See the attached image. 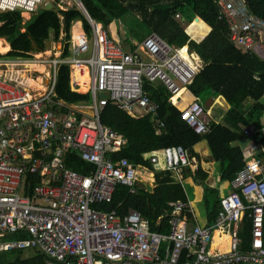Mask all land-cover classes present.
I'll return each instance as SVG.
<instances>
[{
  "label": "built area",
  "instance_id": "1",
  "mask_svg": "<svg viewBox=\"0 0 264 264\" xmlns=\"http://www.w3.org/2000/svg\"><path fill=\"white\" fill-rule=\"evenodd\" d=\"M48 3L57 12L79 10L89 30L73 22L68 39L62 33L60 40L65 39L54 51L0 59V253L37 250L46 257L45 264H264V163L256 156L245 158L213 223L205 227L188 223L193 217L188 219L183 210L192 209L185 202L170 203L173 219L167 233L150 230L137 210L119 213L97 207L112 201L118 185L135 194L137 182H148L125 158L113 159L111 154L126 140L101 123L105 106L136 118L155 115L157 105L144 85L162 82L170 103L176 104L199 66L188 59L191 54L182 55L153 32L140 43L149 62L124 51L113 25L107 30L90 18L80 0H0V12L29 17ZM217 4L231 44L264 59V20L249 11L246 0ZM31 65L42 66V72ZM61 66H69L71 85H83L89 99L69 103L57 96ZM33 73L41 76L36 86L29 83ZM179 116L194 133L209 132L198 100L192 99ZM255 132L252 125L244 128L247 136ZM70 153L88 164L84 173L67 167ZM161 155V168L176 171L178 179L179 166L191 164L182 146H168L148 156L155 170ZM245 214L251 223L248 248L240 237ZM215 231L227 237L223 249L219 243L212 249ZM17 234L21 236L15 238Z\"/></svg>",
  "mask_w": 264,
  "mask_h": 264
},
{
  "label": "trees",
  "instance_id": "2",
  "mask_svg": "<svg viewBox=\"0 0 264 264\" xmlns=\"http://www.w3.org/2000/svg\"><path fill=\"white\" fill-rule=\"evenodd\" d=\"M80 1L90 18L101 23L107 30L114 25L115 20L119 23L125 15L130 14L137 21L136 25L149 32H155L168 43L177 46L187 44L189 51L196 52L205 64L184 90L191 92L194 98L198 99L222 96L230 105L221 121H211L209 132L205 135L195 134L181 120L177 109L167 102L169 94L160 85L153 87L145 84L143 89L151 100L160 106L157 116L163 121L161 129L153 128L148 116L134 119L115 106H105L100 118L101 123L126 139V144L111 154L113 159L125 158L134 167L137 166L138 171L146 168L153 173L154 181L150 190L143 181L137 182L135 194L128 193L127 187L118 185L112 201L97 207L105 211L115 209L119 213H125L128 209L137 210L149 223L150 230L167 233L170 220L173 219V207L170 203L185 202L188 203L189 209H192L182 187V179L191 177L195 183L203 185L206 223L201 227L211 225L221 209L222 197H219V191L222 184L231 191L236 174L245 166V158L251 153L264 163V123L261 120L264 105L260 102L264 97V59L243 53L231 44L228 40L227 24L218 19V0ZM246 5L252 14L264 20V0H246ZM176 14L183 18L181 22L175 19ZM196 17L201 20H194ZM76 21L82 22L85 31L89 30L84 15L76 9L59 12L55 9H41L24 23L19 11L0 12V38H4L9 45V50L3 55L4 59L27 58L31 52L44 51L46 42H56L61 30L68 39L71 25ZM180 23H190L186 26V32L197 41L208 35L196 43L189 39ZM55 88L57 96L66 102L74 103L88 99V95L70 90L68 68L65 66L59 68ZM78 90L85 91V88L80 86ZM249 125L256 129L254 137L244 133V128ZM255 137L258 138L257 145L261 147L257 151L253 150L255 144H251ZM202 141L206 143L210 153L208 161L219 165L218 186L211 187L207 184L208 172L199 163L201 159L195 146ZM178 145L187 151L189 158L195 159L196 164L180 165V179L177 178L176 171L163 169L156 172V165L149 162L148 155L161 152L165 147ZM66 165L79 173H84L88 167L75 153L67 155ZM29 178L34 179L33 176ZM32 184H35V179ZM183 214H186L188 219L193 217L189 224H197L193 211L185 209ZM243 225V248H248L251 223L247 214ZM18 236L21 234L15 235V238ZM33 251L34 254L30 257H22L24 251L0 253V264H45L46 257L37 250Z\"/></svg>",
  "mask_w": 264,
  "mask_h": 264
},
{
  "label": "rangeland",
  "instance_id": "3",
  "mask_svg": "<svg viewBox=\"0 0 264 264\" xmlns=\"http://www.w3.org/2000/svg\"><path fill=\"white\" fill-rule=\"evenodd\" d=\"M41 6L38 7V9L36 10V12H38L39 10H41ZM23 19V18H22ZM76 22H81V21H76ZM137 21L130 15L127 14L123 17V20H119V24L120 27H118V29L116 27H113V33L115 35V33H117V35L119 36L120 41L128 46L131 41H134L136 43H139L140 41H142L148 34L149 31L145 30L142 26L140 25H136ZM182 25V27H184L187 23H180ZM75 30V28H74ZM117 30V31H116ZM115 38H118L116 35L114 36ZM50 45H51V49L55 46H57L58 42H53V41H49ZM50 49V50H51ZM48 50V51H50ZM7 51H3L0 52L1 54H5ZM2 56V55H1ZM4 58L3 56L0 57L1 60H5L2 59ZM7 69V68H5ZM38 87H40L38 85ZM99 96H101V93L98 92L97 93V98H99ZM212 97H206V98H200V103L206 108V109H210V114L209 117L213 118L212 116H215L216 113H223L225 114V112H223L224 110V100L220 97L217 100V104H213L211 106ZM260 102L264 105V97L260 100ZM223 105V106H222ZM221 106V107H219ZM212 115V116H210ZM262 122H264V113L262 115L261 118ZM258 142V138L255 137L254 140L251 142V144H255V148L253 149L254 151L259 150L261 147H259V143ZM249 144V146L251 145ZM196 147V152L197 153H203L207 156H209V153L207 151V148L204 144V142L202 141L201 143H199L198 145L195 146ZM160 160H161V164L163 163V159H162V155L160 156ZM207 161L204 160V162ZM198 162V161H197ZM199 163L202 165V168L205 169V171H208V180H207V184L209 186L212 187V185H217L218 186V177H219V165L218 163L212 162L211 164H207V163H203L202 160L199 161ZM146 171H143L142 169H140L139 175L144 177L146 176ZM148 183V182H146ZM150 186L153 187V182L150 181ZM182 187L183 190L187 196V199L189 200V202L191 203V208L192 211L194 213V216L196 218L197 224L200 226H204L206 223V211H205V206H204V202H203V185L199 184V183H195L193 181V179L191 177H187V178H183L182 179ZM229 191V187H227L225 184H222L221 189H220V194L219 197H223L225 196ZM227 242L224 243H220L219 246H225ZM34 254L33 250H26L23 252L22 257H30ZM4 261V260H3Z\"/></svg>",
  "mask_w": 264,
  "mask_h": 264
},
{
  "label": "crops",
  "instance_id": "4",
  "mask_svg": "<svg viewBox=\"0 0 264 264\" xmlns=\"http://www.w3.org/2000/svg\"><path fill=\"white\" fill-rule=\"evenodd\" d=\"M52 10V9H51ZM197 18V17H196ZM195 18V19H196ZM178 19H180L181 20V17L179 16V18ZM183 19V18H182ZM77 30V29H76ZM210 30H211V28H210ZM192 38V37H191ZM120 41V40H119ZM49 43V41H47L46 42V45ZM120 43V46L122 47V49L124 50V51H128L129 53H134V54H139L140 56H142V60L143 61H146V62H149L150 61V59L148 58V57H146L145 56V54L141 51V48H140V43H141V41L139 42V43H136V42H134V41H131V43L128 45V46H126V45H124L121 41L119 42ZM46 45H45V49H47L46 48ZM0 46H3L4 48H6V50L5 51H8L9 50V45H8V43L5 41V39L4 38H0ZM186 46V45H185ZM185 48V47H184ZM0 52H3V51H0ZM7 53V52H6ZM5 53V54H6ZM2 56L4 55V54H1ZM185 58H187V57H185ZM194 58V59H193ZM2 59H4V58H2ZM15 59V58H14ZM17 59V58H16ZM190 61H192V63H194V64H196V65H198L199 66V71L197 72V74L202 70V68H203V66H204V61L201 59V57L196 53V52H194V51H192V53H191V55L189 56V58H188ZM31 69L34 71V72H42V70H43V67L42 66H38V65H31ZM30 70V69H29ZM37 70V71H36ZM196 74V75H197ZM29 75V81H34L35 83H33V84H31L30 82V84L31 85H37L38 83H39V81H41L40 79H41V76H38L37 74H35V73H33V75L32 74H28ZM31 78V79H30ZM84 80H85V78H83ZM86 81V80H85ZM149 86H153V87H155V86H158V85H160V86H163L164 87V85L162 84V82H160V81H157V82H155V83H152V84H148ZM69 87H70V90L72 91V92H75V93H78V94H83L85 91H79L78 90V88L80 87V86H78L77 88H74L72 85H71V83H69ZM82 87H83V85H82ZM74 89V90H73ZM164 89L167 91V89L164 87ZM167 93L169 94V92L167 91ZM182 93H183V95L184 96H182V97H178L177 99H178V102L176 103V104H172V103H170V98L168 97L167 98V102L173 107V108H175V109H177V111H178V113H179V115H180V111L183 109V108H185V106H187V104L192 100V99H197L198 101H199V99L198 98H194V96L191 94V92H189V91H186V94H184V92L182 91ZM210 97H212V96H210ZM222 98V96H218L217 98L215 97H212L211 98V100H212V103H211V106L213 105V104H217V100H218V98ZM223 99V98H222ZM224 100V99H223ZM77 102H80V101H77ZM200 102V101H199ZM154 103H156L155 101H154ZM224 110H223V112H225L226 110H228L229 108H230V105L224 100ZM156 105H157V109H156V112H155V115H149V114H147V115H143V117L144 116H148L149 118H150V122H151V124H152V126H153V128H155V129H161V127L163 126V121L160 119V118H158V113H159V109H160V106L156 103ZM223 106V105H222ZM204 107V106H203ZM219 107H221V106H219ZM222 108V107H221ZM210 114V113H209ZM209 114H207V119L209 120V123H211L210 122V120L212 119L213 121H215V122H219V121H221V118H222V116L224 115L223 113H216L215 114V116H212V115H210V116H212L213 118H210L209 117ZM157 120L159 121V123L157 122ZM160 123H162V125L160 126L159 124ZM264 123V122H263ZM196 134V133H195ZM197 135H199V134H197ZM201 143V142H200ZM199 144V143H198ZM197 144V145H198ZM204 144H205V146H206V143L204 142ZM206 148H207V146H206ZM195 149H196V147H195ZM207 151H208V153H209V150H208V148H207ZM187 152V151H186ZM151 154V153H150ZM210 154V153H209ZM198 155H199V157H200V159L202 160V162L203 163H207V164H211L212 162H214V161H208L209 160V156H207V155H205V154H203V153H198ZM250 155H254V154H250ZM149 156V155H148ZM207 159V162H204V160H206ZM161 161V160H160ZM190 161H191V163H195L196 164V162H195V159L193 158V157H191L190 158ZM216 163V162H215ZM161 167H163V165L161 164V163H159V166H157V170H155L156 172H159V171H162L163 169L161 168ZM208 172V171H207ZM208 174H209V172H208ZM174 177V176H173ZM143 179H145V180H147L148 181V183H147V188H148V190H150L152 187L150 186V181L151 182H153L154 181V177H153V173L152 172H150L149 171V173H146V176H144V177H142ZM182 178V177H181ZM208 180V179H207ZM213 186V185H212ZM216 217V216H215ZM214 221V220H213ZM213 221H212V223H213ZM243 228H244V225H241V232L243 231ZM241 232H240V237H241V239H242V244H244V241H243V238H242V236H241ZM220 232L218 231H215V233H214V235H213V240H215V242H214V244H212V249L214 250V245H216L217 243H224V242H227V237L225 236V235H220L219 234ZM215 234H216V236H217V239H215ZM225 238V239H224ZM249 242V241H248ZM224 248V246H221V248L220 249H223Z\"/></svg>",
  "mask_w": 264,
  "mask_h": 264
},
{
  "label": "clouds",
  "instance_id": "5",
  "mask_svg": "<svg viewBox=\"0 0 264 264\" xmlns=\"http://www.w3.org/2000/svg\"><path fill=\"white\" fill-rule=\"evenodd\" d=\"M43 9V8H42ZM51 9L53 10V9H55V8H52L51 7ZM56 10V9H55ZM4 12H6V11H4ZM35 13H36V11H35ZM35 13H33V14H31L29 17L26 15V14H21L20 13V15H21V17L23 18V23L24 22H26V21H28L29 19H30V17L32 16V15H34ZM59 16H61L60 14H59ZM60 18V17H59ZM179 18V15L178 14H176L175 15V19L177 20V21H182V18H181V20L180 19H178ZM198 18V17H197ZM60 19H62V17L60 18ZM198 19H200V18H198ZM194 20H196V19H194ZM201 20V19H200ZM204 22V21H203ZM205 23V22H204ZM81 24H82V22H81ZM190 23H188V24H186L185 26H184V32L186 33V35L189 37V39H191V40H193V41H195L196 43H199V42H201L207 35H205L204 37H202L201 39H199L198 41L197 40H195V39H193V38H191V35L190 34H188L187 32H186V26L187 25H189ZM206 24V23H205ZM78 26H79V24H77ZM77 25H75V29H77ZM83 25V24H82ZM207 25V24H206ZM113 27H116V25H113L112 26V29H113ZM117 29H118V27H116ZM117 31V30H116ZM210 32V31H209ZM208 32V33H209ZM62 33H64L62 30L60 31V34H59V37H58V40L56 41V42H58L57 43V46L59 47V45H61L63 42V40L65 39V38H63L62 40H60V36H61V34ZM149 33H151V32H149ZM153 33H155V32H153ZM115 35L118 37V39L117 40H120L119 39V36L117 35V33H115ZM114 35V36H115ZM163 41H165L169 46H173V47H175L176 48V50H179L180 52H181V54L182 55H189V54H191L192 53V51H189V48H188V45L187 44H185V45H183V46H177V45H174V44H170V43H168L166 40H164V39H162ZM49 44H50V42H49ZM56 46V47H57ZM185 47V48H184ZM54 48H55V46L51 49V45H50V48L49 49H45L44 51H38V52H31L30 53V55L27 57V58H30L33 54H39V53H42V54H45L46 52H49L48 50H50V51H54ZM184 55V56H185ZM65 67H67L68 68V73H69V83H70V69H69V66H65ZM191 83V82H190ZM189 83V84H190ZM163 84V83H162ZM188 84V85H189ZM164 85V84H163ZM188 85H186V86H184V89H185V87H187ZM165 87V86H164ZM85 88V87H84ZM85 91H86V89H85ZM183 92H184V94H186V90H183ZM84 94H86V95H88V99H89V94H87V93H83L82 95H84ZM183 94V93H182ZM184 96V95H183ZM169 97H170V94H169ZM197 100V99H196ZM84 101V100H83ZM86 101V100H85ZM199 102V101H198ZM199 104H200V102H199ZM108 105H111V104H108ZM201 105V104H200ZM113 106V105H112ZM202 107H203V105H201ZM117 108V107H116ZM203 109L205 110V112H206V114H209L210 113V109L208 110V109H206L205 107H203ZM119 110H121V109H119ZM122 111H124V110H122ZM124 112H126V111H124ZM126 114L127 115H129V116H131L132 118H134V119H139V118H136V117H134L133 115H131L130 113H127L126 112ZM101 118V117H100ZM211 121H213L212 119L210 120V122ZM250 126V125H249ZM253 126V125H252ZM254 127V126H253ZM264 128V127H263ZM256 133V132H255ZM250 137V136H249ZM251 137H254V135L253 136H251Z\"/></svg>",
  "mask_w": 264,
  "mask_h": 264
},
{
  "label": "water",
  "instance_id": "6",
  "mask_svg": "<svg viewBox=\"0 0 264 264\" xmlns=\"http://www.w3.org/2000/svg\"><path fill=\"white\" fill-rule=\"evenodd\" d=\"M43 9H44V10H51V4L48 3L47 5H45V6L43 7ZM196 20H198V18H196ZM118 24H119L118 21L115 20V21H114V25H116V27H118ZM46 48H47V49L50 48V44H49V43L46 45Z\"/></svg>",
  "mask_w": 264,
  "mask_h": 264
},
{
  "label": "bare ground",
  "instance_id": "7",
  "mask_svg": "<svg viewBox=\"0 0 264 264\" xmlns=\"http://www.w3.org/2000/svg\"><path fill=\"white\" fill-rule=\"evenodd\" d=\"M6 50V48H4L3 46H0V51H5ZM185 55V54H184ZM194 59V58H193ZM84 78H85V80L87 81L88 79H87V77L86 76H84ZM31 79V78H30ZM31 84H33V83H35L34 81H29ZM126 140V139H125Z\"/></svg>",
  "mask_w": 264,
  "mask_h": 264
}]
</instances>
